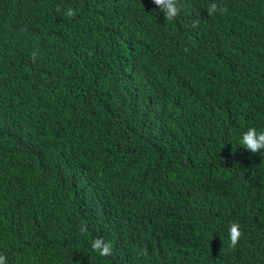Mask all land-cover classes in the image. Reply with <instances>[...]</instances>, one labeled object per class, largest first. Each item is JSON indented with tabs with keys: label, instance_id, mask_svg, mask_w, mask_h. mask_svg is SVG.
I'll use <instances>...</instances> for the list:
<instances>
[{
	"label": "trees",
	"instance_id": "1",
	"mask_svg": "<svg viewBox=\"0 0 264 264\" xmlns=\"http://www.w3.org/2000/svg\"><path fill=\"white\" fill-rule=\"evenodd\" d=\"M124 1L104 0L97 16L108 18L109 8ZM177 2L188 9L187 23L153 22L143 39L154 81L107 73L106 97L133 99L137 115L121 107L109 111L120 134L105 142V164L77 154L105 153L88 144L86 122L96 110L107 112L99 92L109 62L101 59L96 36L71 26L75 14L61 16L63 1L26 36L0 31V65L13 50L25 55L0 77V100L19 101L10 120L33 127L31 147L44 151L64 187L107 198L110 207L100 224L118 236L111 256L90 250L92 230L76 210L84 198L72 208L45 209L34 221L32 212L15 208L30 222L10 245L0 244L6 264H166L152 219L155 201L161 206L160 228L186 232L176 238L167 264H264V157L241 159L237 141L249 127L264 131V0ZM210 3L217 5L212 15ZM192 16L201 30L193 27ZM72 60L85 61V70L71 75ZM108 124L103 118L95 133ZM77 161L102 170L77 167ZM207 186L214 190L207 192ZM161 187L185 190L170 197ZM215 194L218 198L211 197ZM49 197L55 194H47L42 206ZM232 222L241 228L233 247L227 234ZM210 224L215 226L200 228Z\"/></svg>",
	"mask_w": 264,
	"mask_h": 264
},
{
	"label": "clouds",
	"instance_id": "2",
	"mask_svg": "<svg viewBox=\"0 0 264 264\" xmlns=\"http://www.w3.org/2000/svg\"><path fill=\"white\" fill-rule=\"evenodd\" d=\"M61 1L65 3L61 16L72 17L75 14L78 19L71 26L81 27L87 34H94L101 44V59L109 62L99 92V100L107 108V112L96 110L93 120H86L91 132L88 144L104 149L105 153L96 155L76 151L79 157L105 164L107 150L104 144L120 134L109 119V111L121 107L127 114L137 115L133 99L106 97L108 71H121L146 84L153 82V73L145 64L143 39L153 22L165 27L170 21L182 18L187 23L189 12L187 8L180 7L177 0H125L118 9L109 8L108 18H101L97 16V12L103 6L104 0H42L35 6L28 4L26 0H0L1 11L4 12L0 18V31H15L21 36H26L43 24L44 13L57 9ZM207 12L209 15L215 14L216 3H210ZM191 23L193 27L201 30V25L193 16ZM24 56L17 50L6 53L7 64L0 65V77L7 69L16 66ZM85 68V61L72 60L69 63L71 75H77ZM44 74L49 76L46 66ZM56 96L63 98L64 95L59 93ZM18 103L16 100H0V244L3 243V247L10 245L19 230L30 222L25 220L23 214H18L15 208L21 209L22 212H32L31 221H34L45 209L61 205L72 208L84 198L82 203L76 205V210L77 218L92 230L90 250L100 257L110 255L111 243H118V236L100 224L102 214L110 207L107 198L102 194L88 196L85 190L63 186L59 175L47 164L44 151L31 147L33 127L10 120V113ZM103 118L109 121L108 129L96 134L95 128ZM238 143L252 153H261L264 151V131L249 127L240 135ZM76 166L90 168L97 174L102 170L82 161H77ZM161 190L170 197H181L185 189L161 187ZM51 192L55 197H49L47 205L42 206L40 201ZM160 218L161 206L155 201L152 219L157 226L158 240L167 264V257L177 247L176 238L186 232L160 228ZM192 232L193 230L188 233ZM227 234L229 245L235 246L241 236L240 225L229 223ZM6 260L7 257L0 255V264H6Z\"/></svg>",
	"mask_w": 264,
	"mask_h": 264
},
{
	"label": "rangeland",
	"instance_id": "3",
	"mask_svg": "<svg viewBox=\"0 0 264 264\" xmlns=\"http://www.w3.org/2000/svg\"><path fill=\"white\" fill-rule=\"evenodd\" d=\"M238 140H239V138L237 139V141ZM238 145H239V143H238ZM239 148L241 149L242 154H243L241 159H245V158L246 159H255V158L258 159V158H263L264 157V151H262L261 153L256 154V153H252L251 151L242 148L241 145H239ZM211 197L218 198V195L215 194V195H213Z\"/></svg>",
	"mask_w": 264,
	"mask_h": 264
},
{
	"label": "bare ground",
	"instance_id": "4",
	"mask_svg": "<svg viewBox=\"0 0 264 264\" xmlns=\"http://www.w3.org/2000/svg\"><path fill=\"white\" fill-rule=\"evenodd\" d=\"M3 13H4V12L0 10V14L3 15ZM191 96H192V95H191ZM239 99H240V98H239ZM184 100H185V99H184ZM239 102H240V101H239ZM187 103H188V101H187ZM206 189H207V192L210 191V190H214V188H213V187H210V186H207ZM195 190H199V188L196 187ZM167 221H171V218H167ZM214 226H215V225L210 224V225H208V226H201L200 228H213Z\"/></svg>",
	"mask_w": 264,
	"mask_h": 264
}]
</instances>
